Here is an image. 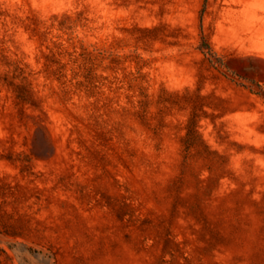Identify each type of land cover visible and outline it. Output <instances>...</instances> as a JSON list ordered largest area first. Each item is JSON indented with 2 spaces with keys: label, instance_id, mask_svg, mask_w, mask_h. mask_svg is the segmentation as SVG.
Listing matches in <instances>:
<instances>
[{
  "label": "rangeland",
  "instance_id": "obj_1",
  "mask_svg": "<svg viewBox=\"0 0 264 264\" xmlns=\"http://www.w3.org/2000/svg\"><path fill=\"white\" fill-rule=\"evenodd\" d=\"M260 91L264 0H0V264H264Z\"/></svg>",
  "mask_w": 264,
  "mask_h": 264
},
{
  "label": "trees",
  "instance_id": "obj_2",
  "mask_svg": "<svg viewBox=\"0 0 264 264\" xmlns=\"http://www.w3.org/2000/svg\"><path fill=\"white\" fill-rule=\"evenodd\" d=\"M260 95H262L264 97V91H260ZM26 101L35 104L32 92H30L28 95H26L25 97H23Z\"/></svg>",
  "mask_w": 264,
  "mask_h": 264
}]
</instances>
